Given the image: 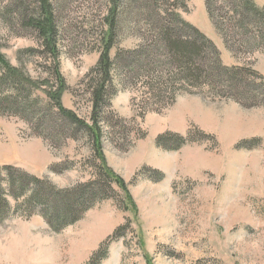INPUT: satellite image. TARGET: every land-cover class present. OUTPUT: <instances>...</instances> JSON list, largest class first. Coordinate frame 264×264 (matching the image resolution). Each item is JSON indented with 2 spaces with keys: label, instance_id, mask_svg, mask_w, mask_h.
Segmentation results:
<instances>
[{
  "label": "rangeland",
  "instance_id": "374dc122",
  "mask_svg": "<svg viewBox=\"0 0 264 264\" xmlns=\"http://www.w3.org/2000/svg\"><path fill=\"white\" fill-rule=\"evenodd\" d=\"M250 1L264 14V0ZM49 3L57 57L30 24L41 18L39 0H0V54L41 86L0 83V99L12 103L1 108L0 167L37 177L52 199L86 184L104 191L60 232L39 206L18 211L24 200H10L0 264H264V18L240 0H214V21L206 0H122L100 125L105 162L127 183L129 207L98 177L88 130L59 114L44 85L56 84L58 67L63 106L91 125L110 0ZM166 30L199 40L207 81H185L164 48ZM157 77L175 100L150 96Z\"/></svg>",
  "mask_w": 264,
  "mask_h": 264
},
{
  "label": "trees",
  "instance_id": "16d2710c",
  "mask_svg": "<svg viewBox=\"0 0 264 264\" xmlns=\"http://www.w3.org/2000/svg\"><path fill=\"white\" fill-rule=\"evenodd\" d=\"M213 1L214 0H206V4L209 17L214 21L216 19V9L213 7ZM39 3L42 12L41 18L38 20H31L30 24L35 26L40 31L47 43L50 53H52L54 57H57L56 26L54 23L53 10L49 0H39ZM240 4L244 6V10L248 9L247 11H251L252 9L255 11L256 15H260L264 18L263 12H258L260 10L255 8V5L252 4L250 0H240ZM121 6L122 0H110V11L108 17L106 18L108 31L104 33L105 35L103 38L104 50L95 69L96 80H91V94L94 103L91 125L87 124L75 113L63 106V94L67 90V85L58 67L54 70L56 86H50L48 81H45L44 85L49 87V89L45 91L46 96L53 102V105L56 106V110L59 114L72 122V124L88 130L92 139L95 159L98 162V177L120 188L125 194L126 203H128V206L130 207L133 202L127 183L122 177L117 175L110 167H108L105 162L103 153V131L100 125L101 109L104 105V99L106 95H108L109 85L112 82L113 73L115 72L118 63L113 61L110 52L115 45L114 29L117 25ZM237 6L240 5L238 4ZM184 24L201 38L200 41L204 44V47H214L212 42L199 33L198 30L186 23ZM163 33L165 34L164 48L168 51L169 57L173 63L176 62L179 64V69L189 75L186 76L185 81L191 84L195 83L193 81L198 80L207 81L209 79V71H206V67L202 63L204 57L202 58L201 55V46L197 44L199 43V40L183 38L178 35H174L167 30ZM214 52L218 55L215 49ZM118 58H120V55ZM214 61L218 66V57L215 58ZM0 67L3 69V75L0 77V83L10 77L14 80L19 79L30 88H41L39 82H35L25 77L21 71L13 68L1 54ZM157 78L158 81L152 80L151 85L146 87L150 96H162L168 94L165 96L166 98L172 101L175 100L177 94L174 92L169 93L168 81L162 77ZM19 80H15L16 85ZM27 103L28 101H25L22 106L28 108ZM5 104L12 105L9 100L2 97L0 99V114L6 112V110H2ZM13 106L17 107L15 104H13ZM43 185H45V183L40 179L23 172L19 168L9 165L0 167V222L7 220L11 214L12 208L10 200L19 202L20 199H23V207L20 209L17 208L18 211L21 209L24 211H32V209L39 206L45 214L44 216L53 231L60 232L66 227L78 222L83 215L95 205L99 193L104 191L103 189L101 190V188L96 187V185L90 184L65 191H56L55 189H52V191H56V197L55 199H52L50 197L51 193H46V189L43 188ZM57 197L59 199L63 198L65 203L61 202L59 204L60 201L57 200Z\"/></svg>",
  "mask_w": 264,
  "mask_h": 264
}]
</instances>
